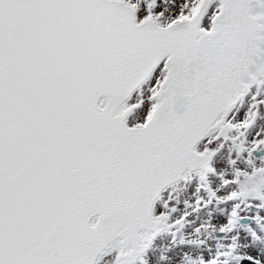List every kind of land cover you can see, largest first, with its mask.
<instances>
[{
    "label": "snow or ice",
    "instance_id": "snow-or-ice-1",
    "mask_svg": "<svg viewBox=\"0 0 264 264\" xmlns=\"http://www.w3.org/2000/svg\"><path fill=\"white\" fill-rule=\"evenodd\" d=\"M0 264H264V0H0Z\"/></svg>",
    "mask_w": 264,
    "mask_h": 264
}]
</instances>
